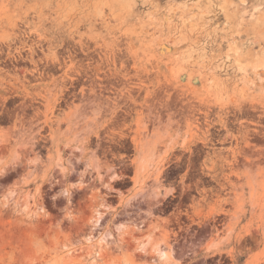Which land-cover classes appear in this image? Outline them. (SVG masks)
Wrapping results in <instances>:
<instances>
[{"label":"rangeland","instance_id":"374dc122","mask_svg":"<svg viewBox=\"0 0 264 264\" xmlns=\"http://www.w3.org/2000/svg\"><path fill=\"white\" fill-rule=\"evenodd\" d=\"M0 264H264V0H0Z\"/></svg>","mask_w":264,"mask_h":264},{"label":"bare ground","instance_id":"6f19581e","mask_svg":"<svg viewBox=\"0 0 264 264\" xmlns=\"http://www.w3.org/2000/svg\"><path fill=\"white\" fill-rule=\"evenodd\" d=\"M16 30V29H15ZM14 30L13 34L11 35L13 38H17L18 42L21 44V47L22 48H25L27 45H28V39L26 38V34H22L21 30L16 32ZM24 35V36H23ZM37 45V44H36ZM40 47H42L43 45L42 44H38ZM49 45V44H48ZM37 48V47H36ZM48 48V46H47ZM28 49L27 51H29L31 53V55H33L36 50H35V45L34 44H31L28 46ZM42 51V50H41ZM20 53V52H19ZM21 55V54H20ZM23 57V56H22ZM32 57V56H31ZM21 58V57H20ZM25 58V57H24ZM33 58V57H32ZM34 71V70H32ZM35 72V71H34ZM225 118V117H224Z\"/></svg>","mask_w":264,"mask_h":264}]
</instances>
